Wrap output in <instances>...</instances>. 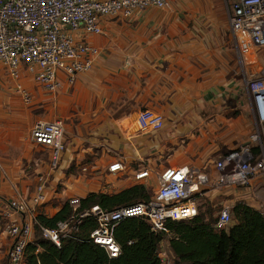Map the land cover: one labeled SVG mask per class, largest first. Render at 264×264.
Segmentation results:
<instances>
[{
  "label": "crops",
  "instance_id": "0c3cea01",
  "mask_svg": "<svg viewBox=\"0 0 264 264\" xmlns=\"http://www.w3.org/2000/svg\"><path fill=\"white\" fill-rule=\"evenodd\" d=\"M225 12L223 0H170L168 9L150 8L128 21L106 19L103 34L89 39L102 54L91 72L78 77L70 96L66 82L51 97L23 71L20 83L32 97L27 104L0 63V198L30 197L38 176L50 173L48 200L36 215L52 218L71 198L115 195L139 184L150 190L154 183L155 189V178L134 181L140 170L156 175L167 167H207L215 150L201 152V129L215 124L204 109L219 100L223 80L236 66V51L225 41L232 38ZM67 105L81 124L67 126L63 160L52 170L43 154L48 151L30 134L36 121L61 118ZM144 111L162 117L164 126L142 129ZM242 116L226 122L240 127ZM117 161L126 170L111 174ZM10 245L0 228V260L6 263Z\"/></svg>",
  "mask_w": 264,
  "mask_h": 264
},
{
  "label": "built area",
  "instance_id": "2783aa9c",
  "mask_svg": "<svg viewBox=\"0 0 264 264\" xmlns=\"http://www.w3.org/2000/svg\"><path fill=\"white\" fill-rule=\"evenodd\" d=\"M228 25L241 61L251 64V57L264 49V0H224ZM170 0H0V63L17 81L16 90L24 101H32L31 92L20 83L22 72L36 87L51 97L58 95L64 83L74 86L80 75L89 73L102 50L90 43V37L103 34L106 19L128 21L150 8L165 10ZM4 85L0 81V92ZM256 115V132L239 149L230 150L209 166L167 167L153 175L148 169L133 174L136 183L155 178L158 189L147 202L114 210L99 205L80 211V198H71L72 216L54 229H41L42 237L58 248L63 239L77 233L84 219L96 220L91 241L107 252L111 259L121 255L114 230L127 219L141 218L154 232L170 234L168 225L195 219L201 198L215 190L239 189L252 195L250 207L264 213V68L249 80ZM144 130H160L162 117L144 111L140 116ZM67 127L63 120H38L31 141L46 149L52 170H57L66 151ZM126 170L122 161L109 167L111 174ZM87 172V169L83 170ZM50 173L37 178L30 197L0 198V228L11 240L7 264H25L26 249L34 240L37 210L48 200ZM149 188H154L151 186ZM234 224L232 208L224 206L213 228L228 231ZM162 249V248H161ZM159 252L161 264H174V256Z\"/></svg>",
  "mask_w": 264,
  "mask_h": 264
},
{
  "label": "trees",
  "instance_id": "16d2710c",
  "mask_svg": "<svg viewBox=\"0 0 264 264\" xmlns=\"http://www.w3.org/2000/svg\"><path fill=\"white\" fill-rule=\"evenodd\" d=\"M152 197L144 185H136L115 195L93 193L82 199L80 211L95 205L106 210L133 206ZM189 221L168 225L170 234L154 232L141 218L122 221L114 230L121 255L111 259L105 249L91 241L96 220H83L77 233L63 239L61 248L42 237L41 229H54L69 219L73 210L69 203L52 218L37 216L35 241L26 249L25 264H161L159 252L164 241L174 256V264H264V213L238 202L232 208L234 224L228 231H215L210 212ZM206 200V199H205ZM209 215V216H208ZM0 264H7L0 260Z\"/></svg>",
  "mask_w": 264,
  "mask_h": 264
},
{
  "label": "rangeland",
  "instance_id": "374dc122",
  "mask_svg": "<svg viewBox=\"0 0 264 264\" xmlns=\"http://www.w3.org/2000/svg\"><path fill=\"white\" fill-rule=\"evenodd\" d=\"M151 9L157 10L156 8ZM227 12L228 10L226 8L225 13ZM225 41L226 44L231 43L232 49L236 51L234 55L236 57V66L234 67L235 70H233L232 73L223 80V88L219 100L216 102H210L204 109L205 116H207V119H209L208 121H214L211 126L215 124L214 129L212 127L208 129V126L201 129V152L204 151L205 147H210L215 150L214 154L210 158V163L208 164L209 171L213 167V162H215L219 156L227 153L230 150L239 149L242 145L249 141L250 135L256 132V115L253 106L252 94L249 88V80L252 77V73L255 74L264 68V49L258 51V55H256V58H254L256 63L248 65L247 63L241 61V57L237 52L232 38H225ZM250 62H252V60ZM66 84L71 89L69 93H67V95L70 96L73 93L75 85L70 86L68 83ZM72 109L73 108L69 105L64 106L62 109V116L59 119H63L65 121L66 127L72 124V121H74L75 124H81V120H76L78 117L74 118V112ZM242 113V117L246 119L245 122L241 123L240 127H230L229 122L227 123L226 121H233L241 116ZM93 118L95 117L93 116ZM80 128H82V133H85L84 124L81 125ZM43 154L46 159H49V154ZM152 186H154V183ZM149 189L151 194H153L154 188ZM157 189L158 186L155 188V190ZM246 193L247 191L245 190L234 188L215 190L214 193L212 192L209 194L212 195L211 198H205L206 200L203 199V202H201V204H204L205 206L200 209V214L210 212L212 219H217L224 206L233 208L236 203L242 201L248 202L250 204V201L248 200L252 198V195H246ZM261 198L264 201V193L262 194ZM35 236L36 233L34 232L33 242L35 241ZM161 248V251H164L169 256H172L168 240L161 244Z\"/></svg>",
  "mask_w": 264,
  "mask_h": 264
}]
</instances>
